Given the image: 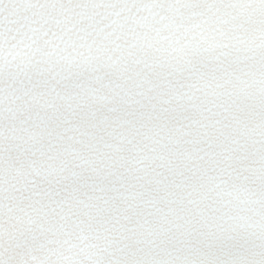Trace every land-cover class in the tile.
<instances>
[{
	"label": "snow or ice",
	"instance_id": "snow-or-ice-1",
	"mask_svg": "<svg viewBox=\"0 0 264 264\" xmlns=\"http://www.w3.org/2000/svg\"><path fill=\"white\" fill-rule=\"evenodd\" d=\"M0 264H264V0H0Z\"/></svg>",
	"mask_w": 264,
	"mask_h": 264
}]
</instances>
